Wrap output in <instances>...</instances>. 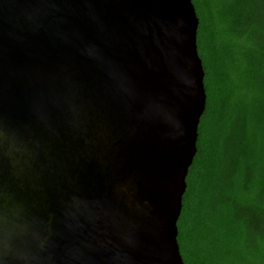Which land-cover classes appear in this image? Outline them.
Here are the masks:
<instances>
[{
  "label": "water",
  "instance_id": "95a60500",
  "mask_svg": "<svg viewBox=\"0 0 264 264\" xmlns=\"http://www.w3.org/2000/svg\"><path fill=\"white\" fill-rule=\"evenodd\" d=\"M199 22L192 0H0V264H185Z\"/></svg>",
  "mask_w": 264,
  "mask_h": 264
},
{
  "label": "trees",
  "instance_id": "16d2710c",
  "mask_svg": "<svg viewBox=\"0 0 264 264\" xmlns=\"http://www.w3.org/2000/svg\"><path fill=\"white\" fill-rule=\"evenodd\" d=\"M206 109L186 178L185 264H264V0H192Z\"/></svg>",
  "mask_w": 264,
  "mask_h": 264
}]
</instances>
